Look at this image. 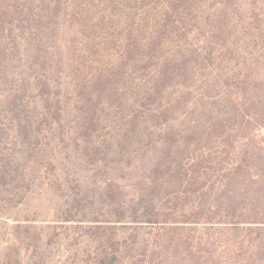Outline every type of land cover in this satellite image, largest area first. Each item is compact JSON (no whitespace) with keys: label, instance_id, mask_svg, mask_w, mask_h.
<instances>
[{"label":"trees","instance_id":"1","mask_svg":"<svg viewBox=\"0 0 264 264\" xmlns=\"http://www.w3.org/2000/svg\"><path fill=\"white\" fill-rule=\"evenodd\" d=\"M1 58L0 264H264V0H0Z\"/></svg>","mask_w":264,"mask_h":264},{"label":"rangeland","instance_id":"2","mask_svg":"<svg viewBox=\"0 0 264 264\" xmlns=\"http://www.w3.org/2000/svg\"><path fill=\"white\" fill-rule=\"evenodd\" d=\"M1 59L2 60H0V67H2V69H3L2 72L5 75H6V73H7V75L10 74V78L8 80H11V78H13L12 77L13 73L20 66V62L15 60V61H6V63H4L3 58H1ZM62 68H68V67L66 66V67H62ZM0 78L2 80L0 82H3V83L8 82V80H6L5 76H3L2 73H0ZM3 86H8V85H3ZM6 104H7V100H0V122L1 123H7L8 119L12 116L11 113H7L4 111L6 108ZM69 121L72 123V126L77 131L78 120L76 122L71 121V120H69ZM107 122H109V121L106 120L104 123L106 124ZM1 123H0V128H1ZM5 133H8V135H11L10 138L12 139L13 134H12V131L10 130L9 124H7ZM133 139H134L133 143L128 145V147H127L130 150L135 149V147H136L135 142L137 140H139V137H134ZM111 156H114V155H111ZM137 164L136 165L134 164V166H132L130 171H125L124 168L120 164L111 163L112 168H110V169H111L112 174L116 175V177L121 176L123 174L122 175V181L123 182L121 181V179H120V181L122 182L123 186L127 187L125 190L127 192V196H129V198H133V195L135 193L141 192V188L138 185L139 182L137 180V178H138V175L136 173L137 171H135V169H137L136 167L140 166V162L139 163L137 162ZM92 168L93 167L89 168V170H91ZM91 174L93 175L94 173L92 172V173H90V175ZM46 196H47L46 192L37 191L36 195H34V197H33L34 199L31 200L30 205H26V206H28L31 210H34L37 207H43V210H47V203L43 202L45 200L44 198H46ZM65 200H66V198L64 199V201ZM64 201H62V202H64ZM3 207L4 208L10 207L11 208L10 210L15 211V213L19 210V208H15V204H12V203H9V206H4L0 203V209H2ZM37 209H40V208H37ZM40 211H42V210H40ZM11 227H12L11 223L9 224V223L0 221V254L4 251V249L6 247V244H5L6 242H5L4 237H8L7 233L9 232ZM46 232H50V234H52L53 230L46 231ZM56 232H57V234H61L62 237L59 240L53 242L51 245H47L48 248L46 251L48 252L47 253L48 258H47L46 264H64V260L67 259L68 256L71 255V257H72V255L79 250V247L77 245H75L74 242H72V241L66 242L65 241V238L67 236H74L77 231H71V230L68 231V229H66V228H59L58 230H56ZM139 232H140V236L142 238L140 243H142V242L144 243V241L147 240L148 237L152 233H154L155 231L152 232V229H150V227H142ZM69 240H71V239H69ZM72 244H74V245H72ZM44 247H46V246H44ZM136 251H137V249L133 253H135ZM170 253L172 255H174L175 250L171 249ZM71 257H69V259H67V261L70 260ZM22 264H38V259L36 260V257H34L32 255L31 256L29 255V257L23 256ZM65 264H69V263H65ZM139 264H141V261L139 262ZM166 264H183V263L179 257L177 259H174L171 256H169L168 261H166Z\"/></svg>","mask_w":264,"mask_h":264}]
</instances>
